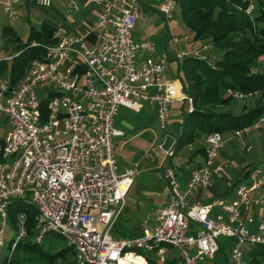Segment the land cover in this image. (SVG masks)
<instances>
[{
    "label": "built area",
    "instance_id": "2783aa9c",
    "mask_svg": "<svg viewBox=\"0 0 264 264\" xmlns=\"http://www.w3.org/2000/svg\"><path fill=\"white\" fill-rule=\"evenodd\" d=\"M23 1L2 2L7 16L15 19L14 8ZM53 1L34 0L40 7H50ZM91 1L98 7V17L83 35L55 27L53 41L43 46L44 56L31 61L16 86L11 88L8 77H0V117L9 122L0 141V224L5 223L9 202L26 197L37 209L35 241L41 242L48 233L57 234L72 248L75 264H122L128 255L139 256L147 264L136 249L154 252L159 263L167 262L174 249L177 264H202L215 257L222 238L232 241V264H248L246 247L264 245V212L257 232L252 233L239 208L256 204L264 210V192L255 199L250 196L264 186V169L254 168L253 181L239 184L231 202L217 199L204 205L192 197L228 164H215L223 145L219 132L204 136L203 161L184 187L175 168L162 169L169 192L152 229L144 228L128 238L112 236L138 172L135 167L118 172L113 144V138L123 134L113 127L118 108L139 111L145 103L154 108L158 125L164 129L169 105L182 100L191 111L192 99L174 81L164 79L167 55L155 59L152 42L133 40L139 0ZM67 9L77 11L78 0H68ZM175 9L176 0H164L161 12L166 22ZM252 10L250 3L247 12ZM93 32L98 43L90 47L87 37ZM201 49L179 51L175 58L179 63L190 56L204 58L198 55ZM43 84L48 88H40ZM253 93L228 90L236 100ZM263 122L261 116L231 137L259 128ZM214 207L221 212L212 217ZM26 235L25 214L19 213L8 260ZM2 247L0 239V252Z\"/></svg>",
    "mask_w": 264,
    "mask_h": 264
},
{
    "label": "trees",
    "instance_id": "16d2710c",
    "mask_svg": "<svg viewBox=\"0 0 264 264\" xmlns=\"http://www.w3.org/2000/svg\"><path fill=\"white\" fill-rule=\"evenodd\" d=\"M250 3V0H176V9L193 32L194 40L208 42L212 50L222 54L213 65L209 57L195 56L186 57L179 65V77L183 90L192 99V110L183 112L173 154L209 133L232 135L264 116V74L252 72L255 63L264 57V0H255L254 11L247 12ZM54 29L47 24H42L39 30L32 28L28 40L17 45L9 65L0 62V71L8 66L11 88L21 81L32 60L44 56L43 46L53 41ZM229 89L258 92L260 97L253 107L244 106L240 113H233L230 108L224 109L233 99ZM199 152L204 155L203 146ZM19 213L25 214L27 235L18 242L9 260L5 256L3 264H75L67 261L68 254H73L70 246L51 252L43 247V240L35 241L37 209L28 198L17 197L8 204L7 219L13 231ZM135 252L144 255L147 264L178 263L175 254L167 262L159 263L154 252L140 249ZM244 254L248 264H264L263 244L248 246Z\"/></svg>",
    "mask_w": 264,
    "mask_h": 264
},
{
    "label": "crops",
    "instance_id": "0c3cea01",
    "mask_svg": "<svg viewBox=\"0 0 264 264\" xmlns=\"http://www.w3.org/2000/svg\"><path fill=\"white\" fill-rule=\"evenodd\" d=\"M6 0H0V18L2 16L6 17L7 14L4 11L2 2ZM164 0H139V16L136 20V24L133 29H136L140 23L149 22L154 17H159L162 15L161 6ZM79 9L75 15L65 14L69 13L67 9L68 0H54L50 7H40L37 5L34 0H25L21 3H18L14 8V15L16 16L15 19L9 18L7 23L0 22V35L3 37H9V40L15 41L17 43L24 42L25 34L22 32L21 23L19 25V21L24 18L27 20V27H28V38L31 33V29L34 28L39 30L42 24H47L52 27L61 26V24L67 20L73 28H65L66 31L72 32L78 35H83L89 27L95 23L98 17V7L95 3L91 0H78ZM46 8H49V12L46 11ZM6 15V16H5ZM50 15L57 16L58 20L53 23L51 21ZM70 16V17H69ZM163 17V16H162ZM3 18V17H2ZM69 18V19H68ZM2 20V19H1ZM0 20V21H1ZM33 21H35L36 26L34 25ZM132 29V30H133ZM131 35L133 38V34L131 31ZM138 37V38H137ZM28 40V39H27ZM134 41H144L143 34H136V38H133ZM148 41V40H146ZM173 42L176 44L178 40L172 39ZM26 42V41H25ZM171 42V41H170ZM87 43L90 47L97 45V32H93L91 35L87 37ZM155 47V52L153 53V58H158L162 54H166L168 57V51L172 47V43L164 42L163 50H158ZM17 48V46H16ZM16 54V50L11 55H6L4 58L0 57V62L6 61V63L10 62L12 56ZM169 60V59H168ZM176 60V58H175ZM177 61V60H176ZM181 63V62H180ZM180 63L177 61L174 67V70L171 74L167 72L164 75V79H168L174 81L178 84L182 89V82L179 77V65ZM256 69L258 73L262 74V68L264 67L263 63L256 62ZM0 77H8V66L0 71ZM181 89V90H182ZM174 102H182L184 104L185 101L182 100H175ZM171 103V104H172ZM170 106V105H169ZM243 107H238L234 109L233 113H240L246 105H242ZM183 108V107H182ZM188 110V105H187ZM169 111V110H168ZM183 109L180 114H182L183 118ZM5 117V116H1ZM0 117V118H1ZM163 131L162 133H154L153 125ZM167 126V123H166ZM113 127L122 131V135L116 136L113 140L121 142L124 146H127V149L133 144V142H147L150 141L152 146L150 150L144 151L138 155V153L134 150L130 152L129 156L124 157V161L120 159H116L115 161L118 167V172H123L126 168L135 167L137 169V174L135 177L139 176L144 170L149 169L151 166L150 164H155V166L162 171L167 167H173L176 169L177 172V179L180 182L181 187H184L190 178L191 172L201 165L204 155L203 153L199 152L200 147H204V136L199 138L201 143L198 142L197 147L191 148L192 144H188L187 146L183 147L179 152L173 154H168L167 152L161 149V145L164 141L165 135H172L166 131V127L161 129L158 125L155 110L153 107L146 105L145 103L141 104V108L139 111H133L125 106H120L118 108L117 115L113 120ZM9 129V122L5 117V127L3 130V135L0 138V141L6 134ZM165 130V131H164ZM176 138V136L172 135ZM223 137V145L220 148L216 158L215 164L216 165H224L226 162L228 164L223 167L222 172L220 175L214 174L211 178L210 185L207 187L199 188L193 194V200L207 205L212 203L217 199H221L224 202H231L235 198V189L239 184H248L253 181L254 174L253 169L256 167L264 169V122L259 128H251L249 131L241 134L239 137H231V134H222ZM114 144V143H113ZM189 147L190 153L187 158L184 155H179L181 151ZM173 149V148H172ZM115 156V154H114ZM176 159V163L173 162V158ZM167 163V165H165ZM254 167V168H252ZM247 174L245 173L248 169H251ZM135 184V180L129 187L125 198V207L121 214L127 215L129 219L130 216L134 214V212H130L131 210L127 207V200L131 199L129 197V193L132 187ZM150 184V183H149ZM168 186L165 180L162 178L159 182H152L150 185V190L145 191L147 195V199L149 200V209L146 214V218L144 220L143 227L133 226L130 230H125L118 224V220L122 218L121 216L115 223L112 229V236L115 238H128L135 234H140L142 229L149 228L152 229L155 225L156 221V214L160 207H162L168 197ZM264 192V186L257 191H253L250 196L252 199L260 196ZM133 200V199H132ZM242 218L246 224L248 230L252 233L257 232V226L261 216L263 215L264 210L256 204H250L249 206L242 205L239 208ZM221 212L218 207H214L210 213L212 217L215 216L216 213ZM14 231H11L8 236V244L13 238ZM1 235V230H0ZM225 238H222L224 240ZM221 249L223 246L221 244ZM4 246V240H3ZM232 246V243H231ZM231 248V247H230ZM247 249V247H246ZM220 251V250H219ZM218 251V253H219ZM217 253V254H218ZM172 254L176 255V250H171L170 256ZM212 259L214 260L217 256ZM169 256V257H170ZM74 257V256H73ZM5 258V257H4ZM4 261V259H3ZM3 261L0 264H3ZM203 264V263H202Z\"/></svg>",
    "mask_w": 264,
    "mask_h": 264
},
{
    "label": "rangeland",
    "instance_id": "374dc122",
    "mask_svg": "<svg viewBox=\"0 0 264 264\" xmlns=\"http://www.w3.org/2000/svg\"><path fill=\"white\" fill-rule=\"evenodd\" d=\"M250 2L254 5L255 0H250ZM249 6V5H248ZM46 11L49 12V8H46ZM254 11V10H253ZM69 15H75L76 12L69 11ZM6 16V15H5ZM161 16L154 17L152 20H150L148 23H140L139 26H137L136 29L132 30L133 38H136V34H143L144 38L146 40L152 42L158 50H163L164 48V42L172 43L171 49L168 51V73L171 74L174 70L175 64H176V53L179 51H185V52H191L193 50L201 49L203 45L206 47L204 49H201L199 52V56H205L209 57L208 61L212 65L215 63L216 59L221 56L222 51H214L212 50L213 47L205 41L201 40H194V34L193 32L183 23L180 13L177 9H175L172 19L169 22H166L165 19ZM3 17V18H2ZM0 18V22L7 23L9 21V16H2ZM70 17V16H69ZM51 21L55 23L58 20V17L50 15ZM69 19V18H68ZM27 20L23 17L21 21H19V25L21 23L22 32L25 34V41L28 39V27H27ZM34 25L36 26L37 23L33 21ZM65 28H73L72 25L69 24L67 20H65L62 24ZM92 25L89 27L91 28ZM9 37H2L0 35V57L4 58L6 55H11L15 52L16 46L19 44L15 41L9 40ZM138 38V37H137ZM178 40V43L172 41V39ZM171 41V42H170ZM257 62L263 63L264 65V57L258 60ZM7 65L9 63L7 62ZM256 65V64H255ZM253 66L252 72L258 73L256 66ZM262 74H264V67L262 68ZM49 85L43 84L40 88H48ZM54 89V88H53ZM41 90V89H39ZM260 97V93L254 92L251 96L236 100L232 99L230 100V103L227 107H225V110H230L234 112V108L243 107L242 105H246L248 108L253 107L255 103L257 102L258 98ZM183 107V108H182ZM185 112L187 111V103L184 102H174L170 104L169 111L167 114V126L166 131L174 136H177L178 129L181 128L182 125V114L181 111ZM5 127V117L0 118V138L3 135V130ZM154 133H162L163 131L159 130L156 125H153ZM202 140L196 139L195 142L192 144L191 148H195L198 145V142L201 143ZM114 143V154L116 159H120L121 161H124V157L127 155H130V152L132 150L136 151L139 154H141L144 151L150 150L152 143L147 140V142H133L129 149H127V146H124L121 142H118L116 140H113ZM190 153L189 147L184 148L179 155H184L185 158ZM176 157L173 158V162L178 164L176 162ZM167 165V163L165 164ZM150 168L147 170H144L139 176L135 177V184L132 187L129 197L131 199L127 200V207L131 210L130 212H134L132 216L127 218L126 214H123L119 220L118 224L125 230L132 229L133 226H139L143 227L144 220L146 218V214L149 209V200L147 199V195L145 194V191L150 190V185L152 182H159L161 179V171L155 166V164H150ZM150 183V184H149ZM133 199V200H132ZM0 230L1 235L0 239L4 240V246L1 248L0 252V262L3 261L4 257L8 255V249H7V243H8V236L11 231H13L9 220L6 218L4 225L0 224ZM15 237V231L13 233V238ZM231 239H224L221 241V244L223 246V249L219 251L216 258L214 260L212 259H205L203 261V264H232V261L229 257L230 253V247H231ZM43 247L49 249L51 252H55L63 247H66L68 244L58 235L55 234H47L46 237L42 241ZM74 261V257L72 253H69L67 256V261ZM66 264V263H65Z\"/></svg>",
    "mask_w": 264,
    "mask_h": 264
},
{
    "label": "water",
    "instance_id": "95a60500",
    "mask_svg": "<svg viewBox=\"0 0 264 264\" xmlns=\"http://www.w3.org/2000/svg\"><path fill=\"white\" fill-rule=\"evenodd\" d=\"M176 140L177 139L172 135H165L164 141L161 145V149L165 152H169L170 150H172Z\"/></svg>",
    "mask_w": 264,
    "mask_h": 264
},
{
    "label": "bare ground",
    "instance_id": "6f19581e",
    "mask_svg": "<svg viewBox=\"0 0 264 264\" xmlns=\"http://www.w3.org/2000/svg\"><path fill=\"white\" fill-rule=\"evenodd\" d=\"M122 264H144V261L139 256L128 255L127 259L122 261Z\"/></svg>",
    "mask_w": 264,
    "mask_h": 264
}]
</instances>
